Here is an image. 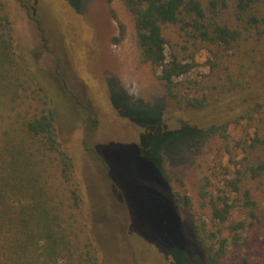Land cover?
Masks as SVG:
<instances>
[{
    "label": "rangeland",
    "instance_id": "1",
    "mask_svg": "<svg viewBox=\"0 0 264 264\" xmlns=\"http://www.w3.org/2000/svg\"><path fill=\"white\" fill-rule=\"evenodd\" d=\"M2 1L15 50L26 58L32 85L27 94L34 97L19 110L56 111L57 137L80 185L79 219L99 250L98 264H206L204 246L213 240L202 186L217 184L231 161L222 134L233 139L252 131L243 113L264 115V76L202 109L186 108L169 96L159 70L140 61L134 22L122 0ZM207 57L198 51L183 78L207 73ZM113 100L129 115L144 112L141 121L153 130L120 114ZM0 113L4 128L10 112ZM186 126L206 133L195 139L176 132ZM234 152L241 158L240 150Z\"/></svg>",
    "mask_w": 264,
    "mask_h": 264
},
{
    "label": "trees",
    "instance_id": "2",
    "mask_svg": "<svg viewBox=\"0 0 264 264\" xmlns=\"http://www.w3.org/2000/svg\"><path fill=\"white\" fill-rule=\"evenodd\" d=\"M122 1L134 22L140 61L159 70L169 96L186 108L202 109L264 76V0ZM201 50L208 53L209 71L200 79L183 78ZM25 60L15 50L14 26L0 0V111L10 112L0 128V264H98L99 250L79 219L80 185L57 137L56 111L19 110L34 99L27 94L32 85ZM113 101L120 114L153 130L141 121L143 110L129 115ZM240 117L253 124L252 131L233 139L222 134L231 161L217 184L201 190L213 240L204 246L206 264H264V115ZM182 131L195 139L206 133L189 126L176 130ZM162 150L155 160L168 199Z\"/></svg>",
    "mask_w": 264,
    "mask_h": 264
}]
</instances>
